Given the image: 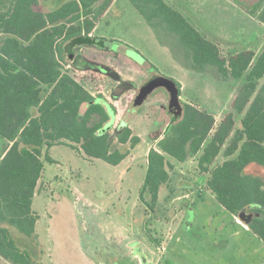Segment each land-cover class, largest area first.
Returning <instances> with one entry per match:
<instances>
[{
    "label": "trees",
    "instance_id": "obj_1",
    "mask_svg": "<svg viewBox=\"0 0 264 264\" xmlns=\"http://www.w3.org/2000/svg\"><path fill=\"white\" fill-rule=\"evenodd\" d=\"M44 1L8 0L0 8V137L7 142L0 157V259L6 264H39L43 254L32 205L44 162H52L47 153L52 146L66 143L86 158L117 165L140 142L127 125L112 149L111 128L102 132L116 113L111 99L119 101L130 91L127 83L91 68L113 84L109 96L94 94L62 62L65 42L99 46L102 39L91 33L114 0H59L57 8L42 11L37 6ZM129 1L162 45L173 49L165 35L177 36L186 51L185 68L214 72L223 80L245 78L219 122L189 102L182 103L179 115L170 112L171 122L148 151L140 199L148 193L146 205L153 209L168 179V159L184 162L198 155L199 168L208 174L207 190L228 213L252 214L245 224L264 242V47L258 55L247 49L225 57L165 0ZM232 1L264 24V0ZM118 54L124 66L129 57ZM145 62L147 70L156 69ZM220 154L223 161L214 165ZM122 257L104 262L135 264L127 257L121 263Z\"/></svg>",
    "mask_w": 264,
    "mask_h": 264
},
{
    "label": "rangeland",
    "instance_id": "obj_2",
    "mask_svg": "<svg viewBox=\"0 0 264 264\" xmlns=\"http://www.w3.org/2000/svg\"><path fill=\"white\" fill-rule=\"evenodd\" d=\"M165 2L218 44L225 57L247 49L258 55L262 50L264 25L232 0ZM7 3L0 0V8ZM59 4V0H47L37 8L49 11ZM97 25L99 46L65 42L62 62L68 72L88 82L94 94L109 96L113 84L91 68L127 83L130 91L119 101L111 99L116 107L111 148L118 146L116 134L127 125L140 142L117 165L86 158L66 143L48 150L52 162H44L32 205L39 216L37 241L43 250L38 263L90 264L91 259L122 257L128 246L139 243L150 264H164V259L166 264H264L263 242L235 224L233 215L207 190L208 174L199 168L198 155L184 162L168 159V179L153 209L146 205L148 193L143 194L144 201L140 199L148 151L164 134L172 115L163 88H156L142 104L135 103L144 81L153 73L171 78L180 86L181 105L193 103L219 122L245 78L223 80L214 72L185 68L186 51L177 36L165 35L173 49L162 45L129 0H115ZM116 52H125L132 60L119 67ZM145 60L156 69L147 70ZM82 67L87 69H75ZM239 119L240 115L237 126ZM5 142L0 137V155ZM223 159L220 154L214 165ZM126 257L119 261L123 263Z\"/></svg>",
    "mask_w": 264,
    "mask_h": 264
},
{
    "label": "water",
    "instance_id": "obj_3",
    "mask_svg": "<svg viewBox=\"0 0 264 264\" xmlns=\"http://www.w3.org/2000/svg\"><path fill=\"white\" fill-rule=\"evenodd\" d=\"M156 88H163L168 93V109L175 116L179 115L182 112L179 88L176 82L171 78L162 76L160 74H154L144 81V83L140 86L137 95L135 96V103L142 104ZM113 121L114 119L111 118L110 121H108L106 125L103 126L102 130H109L113 124ZM238 217L241 221H244V223H248L252 217V214H246L243 210L239 213Z\"/></svg>",
    "mask_w": 264,
    "mask_h": 264
},
{
    "label": "crops",
    "instance_id": "obj_4",
    "mask_svg": "<svg viewBox=\"0 0 264 264\" xmlns=\"http://www.w3.org/2000/svg\"><path fill=\"white\" fill-rule=\"evenodd\" d=\"M114 2H115V0H114ZM113 2V3H114ZM112 3V4H113ZM242 10V9H241ZM243 11V10H242ZM179 12V11H178ZM244 12V11H243ZM179 13H181V12H179ZM246 13V12H245ZM183 15V14H182ZM252 17V16H251ZM252 18H254V17H252ZM255 19V18H254ZM257 20V19H256ZM258 21V20H257ZM191 23V22H190ZM260 24H262V25H264L263 23H261L260 22ZM98 26V25H97ZM97 26L94 28V30H93V32L91 33V35H93V36H97L96 34H95V30L97 29ZM197 29V28H196ZM198 30V29H197ZM264 47V45L262 46V48ZM254 51V50H253ZM120 53V52H119ZM124 53V55H125V52H123ZM256 53V52H255ZM121 54V53H120ZM257 54H259V53H257ZM126 56V55H125ZM129 59L130 60H132V58H130L129 57ZM134 61V60H133ZM136 65L137 66H139L137 63H136ZM123 67V65H119V67ZM125 78H126V76H125ZM113 119H116V115H113V117H112ZM7 145V142H5L4 143V146H3V150H4V148H5V146ZM3 150H2V153H1V155H0V157L2 156V154H3ZM233 218H234V222H235V224H237L238 226H241L246 232H248V231H250V229L248 228V226H242V225H240V223H238V220L236 219V217L233 215ZM239 218V217H238ZM243 222V221H242ZM259 239V238H258ZM262 241V240H261ZM263 242V241H262ZM263 244H264V242H263ZM143 250H144V248L141 246V244H139V243H137L136 244V246L135 247H129L128 246V251H125V253H123L122 254V256H128L132 261H134L135 262V264H150V262L146 259V257H145V255L143 254ZM114 256H116V254L114 255ZM133 258H138L137 260L136 259H133ZM91 259V258H90ZM139 260V261H138ZM0 262H2L3 263V261H1V259H0ZM164 264H166V259H164ZM89 263L90 264H105V262H104V259L103 258H100V261H98V262H96L95 260H93V259H91V260H89ZM6 264V263H5Z\"/></svg>",
    "mask_w": 264,
    "mask_h": 264
}]
</instances>
